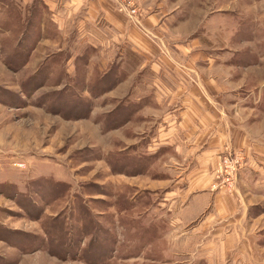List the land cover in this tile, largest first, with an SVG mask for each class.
<instances>
[{
  "label": "rangeland",
  "instance_id": "obj_1",
  "mask_svg": "<svg viewBox=\"0 0 264 264\" xmlns=\"http://www.w3.org/2000/svg\"><path fill=\"white\" fill-rule=\"evenodd\" d=\"M120 20L175 81L141 69ZM184 96L216 116L207 156L202 134L184 152L179 134H158L161 115L191 106ZM229 118L233 133L264 137V0H0V264H196L208 239L229 234L214 229L212 196H233L239 212L247 191L263 192L240 174L248 159ZM229 151L245 159L230 189L219 174ZM192 170L195 188L184 179L178 194L208 200L181 232L160 199ZM242 244L249 257L236 264H264V215Z\"/></svg>",
  "mask_w": 264,
  "mask_h": 264
},
{
  "label": "crops",
  "instance_id": "obj_2",
  "mask_svg": "<svg viewBox=\"0 0 264 264\" xmlns=\"http://www.w3.org/2000/svg\"><path fill=\"white\" fill-rule=\"evenodd\" d=\"M120 22H121L120 25L124 27V30L121 31L120 30L121 26L118 25L119 27L117 29L118 35L120 32L122 33L124 32L125 34L123 35H126L127 40L131 43L132 51L141 54V56L142 55L144 56L143 63L140 65L141 69L156 71L160 74L162 72H165L166 81L168 78L173 79L174 77L169 71L175 72L176 70L172 69L168 62H163L162 58H160L159 56L157 57L159 61L152 63L151 58H149L152 52L149 48V41L146 39L145 33L142 31L140 32L133 24L130 25L129 23L125 22L124 25L122 23L124 21L120 20ZM173 80L175 81V79ZM202 82L203 85H206L204 83L205 82L204 80ZM193 89L194 87L191 86V90ZM202 98L204 99V97ZM193 99L199 102V97L184 96V100H186L184 103L189 102L191 106L186 105L181 107L180 109H177V111L172 110L170 112L164 113L163 115H161L162 112H160L161 115L160 124L165 123L166 126L164 127L163 125H160L158 127L159 129L158 134H160L161 136L163 135L162 138L164 139H167L168 135L172 133L179 134L181 136V142H179L176 145L177 151H183V150L185 151L184 148H186V150L194 151L197 148H199L200 135L202 134L204 138L207 137L205 138V141L206 140L207 141L205 142L206 143L204 145L205 151L203 152V156L204 155L207 156L209 152H212L213 149L212 145L214 146L215 143L214 133L217 127L216 116L214 115V113L210 114L209 110L200 111L196 105H193L194 103ZM203 101H207V103L214 102V100L209 96H206ZM171 115H174L173 120H175V123L172 122L168 123L169 120L171 119ZM220 123L221 122L219 121L218 126H220ZM227 123H229L228 129H226L227 126H224V130L229 131L230 135L236 136L237 134H239L237 141H235L236 147H240L241 149H244L246 158L248 159V166L240 174L245 179V182L249 181L251 185L255 184L259 187H262L263 192L260 191L261 193H256V192L249 193L247 191L246 193L247 196H244L246 200L245 201L246 204L244 205L242 204L243 207H241L242 209L239 212H237L238 209L236 208L237 202H235L233 196L228 197L223 194L212 196L213 198L211 202L213 204L212 205L213 215L215 216V218H219L222 222V224H220L218 227H215L214 229L221 230V232L227 229L229 234L226 236L227 238L225 240H221L217 238L219 236L218 234L213 235L211 239H208L205 248L207 250L205 251L204 256L201 255L200 257H198L197 254L195 256L193 255L187 256L188 261L191 260L192 262L194 257L197 256L195 260L197 261L196 264H226L228 262V258L225 259V257H228V254L230 255L235 254L236 258H233L235 264L238 262V260L242 259L241 257L248 258L249 257L248 252L244 250L239 251V248H241L240 245L244 243L245 229L248 225L249 219L264 215V210L260 206H253L252 208L248 209L249 204H254L253 201L256 198H260V197H262V199L264 198V137L262 139L260 137L257 138L254 136L255 133L249 132L247 130H241V131L238 130V132L235 131L233 133L232 130L234 128L237 129V127H235L234 124L232 125L231 118H229V122ZM164 134L166 137L164 136ZM209 134L210 135L213 134V136L211 137L209 136ZM220 141H225V142H222L223 144L217 145L216 147L219 146L222 147L224 143H226V137L224 136V134L223 137L220 139ZM163 144H165L166 146L168 145V142L167 141H165V143L163 142L161 146H163ZM195 163H199L200 166V160H195ZM194 174H195V170H192L191 172H188L186 174H184V172H181V174L177 176L175 179V183H174L176 186L175 196L173 197L169 195V192H166L165 196H162L160 199L161 205L163 204L167 208L166 211L164 212V215L166 216L169 215L168 212H170L171 209L175 208L174 213H175L176 224H174V226L175 229L177 230L183 228L181 232H183L186 229V227L189 226L190 223L192 224L199 220L200 216L202 215L201 213L203 209L202 206L208 200L207 195L189 197L191 194L190 191L189 196L186 194L187 201L185 203L184 194L183 195L178 194L180 187L183 186L182 183L184 182V179L191 178L190 181L191 188L192 187L195 188L196 183L195 180H193ZM239 199L241 198L239 197ZM169 201L170 202L173 201L171 203V206L174 204L172 208L171 206L169 207L168 204ZM176 205L178 208L174 207ZM151 206L152 207L158 206L157 199H155L151 203ZM207 221H209L208 218H206V220L202 222V226ZM219 241L223 243L222 246L218 244ZM240 255H241L240 258L237 257ZM230 257L232 258V256Z\"/></svg>",
  "mask_w": 264,
  "mask_h": 264
},
{
  "label": "built area",
  "instance_id": "obj_3",
  "mask_svg": "<svg viewBox=\"0 0 264 264\" xmlns=\"http://www.w3.org/2000/svg\"><path fill=\"white\" fill-rule=\"evenodd\" d=\"M132 13H135V10H132ZM244 155L241 152L232 153L229 151L227 155L223 157L221 160V164L219 166V174L222 173V168H224V172L226 173L225 182L228 183L229 189L231 188V174L233 171H235L236 166L238 164H242L244 162ZM222 166V167H221Z\"/></svg>",
  "mask_w": 264,
  "mask_h": 264
},
{
  "label": "trees",
  "instance_id": "obj_4",
  "mask_svg": "<svg viewBox=\"0 0 264 264\" xmlns=\"http://www.w3.org/2000/svg\"><path fill=\"white\" fill-rule=\"evenodd\" d=\"M95 242H93V244H94Z\"/></svg>",
  "mask_w": 264,
  "mask_h": 264
}]
</instances>
